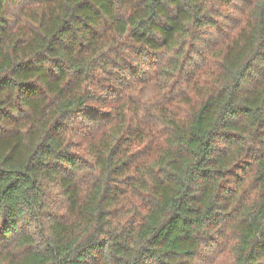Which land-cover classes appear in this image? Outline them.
I'll return each instance as SVG.
<instances>
[{"label": "trees", "instance_id": "16d2710c", "mask_svg": "<svg viewBox=\"0 0 264 264\" xmlns=\"http://www.w3.org/2000/svg\"><path fill=\"white\" fill-rule=\"evenodd\" d=\"M264 264V0H0V264Z\"/></svg>", "mask_w": 264, "mask_h": 264}, {"label": "rangeland", "instance_id": "374dc122", "mask_svg": "<svg viewBox=\"0 0 264 264\" xmlns=\"http://www.w3.org/2000/svg\"><path fill=\"white\" fill-rule=\"evenodd\" d=\"M231 257L227 253H214L208 264H230Z\"/></svg>", "mask_w": 264, "mask_h": 264}]
</instances>
